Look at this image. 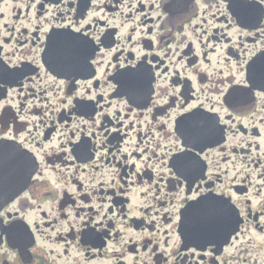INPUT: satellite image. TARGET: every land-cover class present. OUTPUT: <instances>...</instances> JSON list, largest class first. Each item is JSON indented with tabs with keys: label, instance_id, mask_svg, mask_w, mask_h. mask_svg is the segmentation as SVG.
I'll return each mask as SVG.
<instances>
[{
	"label": "flooded vegetation",
	"instance_id": "flooded-vegetation-1",
	"mask_svg": "<svg viewBox=\"0 0 264 264\" xmlns=\"http://www.w3.org/2000/svg\"><path fill=\"white\" fill-rule=\"evenodd\" d=\"M0 264H264V0H0Z\"/></svg>",
	"mask_w": 264,
	"mask_h": 264
}]
</instances>
